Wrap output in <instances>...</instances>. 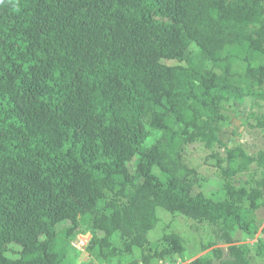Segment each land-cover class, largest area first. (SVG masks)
<instances>
[{"label":"trees","instance_id":"1","mask_svg":"<svg viewBox=\"0 0 264 264\" xmlns=\"http://www.w3.org/2000/svg\"><path fill=\"white\" fill-rule=\"evenodd\" d=\"M230 98L264 102V0H0V264H69L84 217L106 264L115 234L116 264H175L179 234L149 241L159 209L221 228L227 249L185 264H253L233 234L260 229L264 151L220 138ZM196 143L224 148L221 198L195 193Z\"/></svg>","mask_w":264,"mask_h":264},{"label":"rangeland","instance_id":"2","mask_svg":"<svg viewBox=\"0 0 264 264\" xmlns=\"http://www.w3.org/2000/svg\"><path fill=\"white\" fill-rule=\"evenodd\" d=\"M171 66L183 65L176 61L168 62ZM224 114L228 121L224 124L223 132L220 138L228 145L234 148L241 146L250 155H256L260 151H264V130L257 127L258 120L264 114V102L256 101L253 98L234 99L230 98L223 103ZM156 139V134L149 136L148 143L152 144ZM219 152L224 154V148L216 147L214 151L206 149L202 144L196 143L188 145L185 153L186 163L198 172L199 182L195 187V193L203 192L214 199L221 198L223 194L220 192L221 175L216 168V160L213 155ZM136 159L129 164L132 171L135 169ZM156 174H160L155 169ZM263 169L252 165L250 170L234 180H226L227 185H231L237 189L251 188L254 179L261 178ZM244 205H248L245 202ZM261 220L260 229L252 234L247 235L239 230L233 234L236 244H248L252 248L253 264H264V255L260 254L259 244L264 245V208L259 212ZM160 222L157 227L149 234V241L152 245L158 246L160 249L165 247L163 237L167 233H177L186 242V253L183 258H177L175 264L189 263L200 258L213 249H227V245L221 239L220 226H215L206 220H193L181 213L171 214L162 209L158 210ZM89 217L81 219L82 234H90ZM92 237V236H91ZM123 239L119 234H115L111 240L112 248L116 249L117 254L113 259L116 264L119 258L130 260L124 252ZM69 264H106L103 260L98 259L96 255L85 250V252H77L74 248L70 249ZM140 250H136L135 258H140ZM173 264V263H166Z\"/></svg>","mask_w":264,"mask_h":264},{"label":"built area","instance_id":"3","mask_svg":"<svg viewBox=\"0 0 264 264\" xmlns=\"http://www.w3.org/2000/svg\"><path fill=\"white\" fill-rule=\"evenodd\" d=\"M91 236L92 235L90 234L78 235L72 242V247L74 248V250L77 252H85L91 242Z\"/></svg>","mask_w":264,"mask_h":264}]
</instances>
